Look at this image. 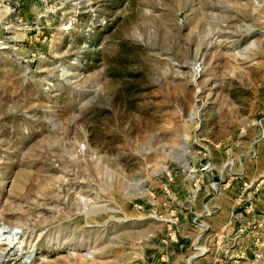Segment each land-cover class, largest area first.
<instances>
[{
	"label": "rangeland",
	"instance_id": "obj_1",
	"mask_svg": "<svg viewBox=\"0 0 264 264\" xmlns=\"http://www.w3.org/2000/svg\"><path fill=\"white\" fill-rule=\"evenodd\" d=\"M0 264H264V0H0Z\"/></svg>",
	"mask_w": 264,
	"mask_h": 264
},
{
	"label": "built area",
	"instance_id": "obj_2",
	"mask_svg": "<svg viewBox=\"0 0 264 264\" xmlns=\"http://www.w3.org/2000/svg\"><path fill=\"white\" fill-rule=\"evenodd\" d=\"M245 185H247V184L245 183Z\"/></svg>",
	"mask_w": 264,
	"mask_h": 264
}]
</instances>
